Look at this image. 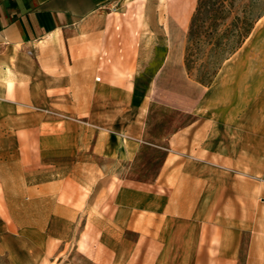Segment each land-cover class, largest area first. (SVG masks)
<instances>
[{"label":"crops","instance_id":"crops-1","mask_svg":"<svg viewBox=\"0 0 264 264\" xmlns=\"http://www.w3.org/2000/svg\"><path fill=\"white\" fill-rule=\"evenodd\" d=\"M120 1L0 0V264H264V32L194 87L196 0L144 8L166 43L137 92L142 47L114 25ZM171 81L188 121L150 141L149 104ZM145 148L163 151L149 180L128 173Z\"/></svg>","mask_w":264,"mask_h":264},{"label":"rangeland","instance_id":"rangeland-1","mask_svg":"<svg viewBox=\"0 0 264 264\" xmlns=\"http://www.w3.org/2000/svg\"><path fill=\"white\" fill-rule=\"evenodd\" d=\"M245 1L246 0H238L237 5L242 4ZM144 8L151 10L153 13L155 10H164L166 8V3L163 2V0H121L110 8V11L113 12L112 19L114 25L125 26L129 29V34H121L122 39L130 36L133 42L140 43V47H142L135 67V74L132 77L133 79H131L132 82H134V87L137 92H145L147 90L149 80L163 58L165 52L164 45L166 43V35L160 32L159 23H156V21L146 23L141 22V15ZM236 13H240L238 7L233 10L227 21H229ZM145 26L148 27L145 28ZM254 26L252 33L250 32L251 36L244 44L245 48L252 52L256 51L255 49L257 48L256 44L259 40L257 39L259 38L257 35L264 32V18L255 23ZM150 31H152V33H150ZM261 36L262 35H260V37ZM185 41L186 33L183 35L184 46ZM254 71H256L255 67ZM258 72L264 73V66H258ZM184 79L186 83H191L195 87V84L193 83L194 80L187 75L184 76ZM178 83L179 82L171 81L160 87L158 89L159 94L155 96V100L150 102L148 140L156 141V139H161L174 128L188 121L186 115L169 106V102L175 104V102H173L175 98L172 99L170 93L172 94V92H174ZM200 89L203 91L205 88L202 87ZM173 97L175 96L173 95ZM248 117L249 121L253 120L252 114H249ZM162 156L163 151L161 149L145 148L140 152L138 160L132 163L129 171H127L128 173H135L139 179L149 180L158 170Z\"/></svg>","mask_w":264,"mask_h":264},{"label":"trees","instance_id":"trees-1","mask_svg":"<svg viewBox=\"0 0 264 264\" xmlns=\"http://www.w3.org/2000/svg\"><path fill=\"white\" fill-rule=\"evenodd\" d=\"M196 0L184 46L186 74L201 85L213 81L223 62L246 40L257 20L264 16V1ZM236 7L240 13L231 17Z\"/></svg>","mask_w":264,"mask_h":264}]
</instances>
